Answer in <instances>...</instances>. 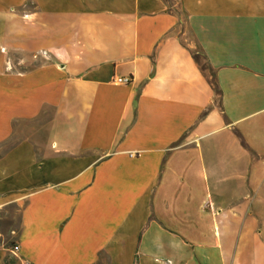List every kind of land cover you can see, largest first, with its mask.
Returning <instances> with one entry per match:
<instances>
[{
    "label": "crops",
    "instance_id": "1",
    "mask_svg": "<svg viewBox=\"0 0 264 264\" xmlns=\"http://www.w3.org/2000/svg\"><path fill=\"white\" fill-rule=\"evenodd\" d=\"M11 207L0 264H264V0H0Z\"/></svg>",
    "mask_w": 264,
    "mask_h": 264
},
{
    "label": "rangeland",
    "instance_id": "2",
    "mask_svg": "<svg viewBox=\"0 0 264 264\" xmlns=\"http://www.w3.org/2000/svg\"><path fill=\"white\" fill-rule=\"evenodd\" d=\"M1 221H0V227H3V229H12L15 231L17 230V212L14 208H8L0 215ZM1 230V229H0ZM3 231V230H2ZM15 238V234H12L9 239L7 238H0V241L4 244H6L7 240H13Z\"/></svg>",
    "mask_w": 264,
    "mask_h": 264
},
{
    "label": "built area",
    "instance_id": "3",
    "mask_svg": "<svg viewBox=\"0 0 264 264\" xmlns=\"http://www.w3.org/2000/svg\"><path fill=\"white\" fill-rule=\"evenodd\" d=\"M43 58V59H46L47 58V55L46 53L42 52V53H39V54H35L33 55V60H37L38 58ZM114 83L116 85H128L131 83V79L129 78H118V79H115L114 80ZM13 256H16V253H17V247L15 248H12L10 251H9ZM21 264H29L28 262H25V261H22Z\"/></svg>",
    "mask_w": 264,
    "mask_h": 264
},
{
    "label": "trees",
    "instance_id": "4",
    "mask_svg": "<svg viewBox=\"0 0 264 264\" xmlns=\"http://www.w3.org/2000/svg\"><path fill=\"white\" fill-rule=\"evenodd\" d=\"M194 60L197 62V57L194 56ZM6 247L7 249L11 250L12 248H15L17 247L16 243H15V240H7L6 241Z\"/></svg>",
    "mask_w": 264,
    "mask_h": 264
}]
</instances>
